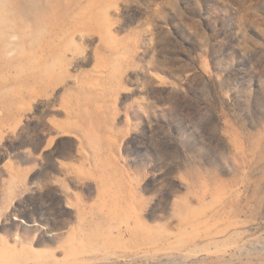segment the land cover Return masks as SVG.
I'll list each match as a JSON object with an SVG mask.
<instances>
[{
  "label": "rangeland",
  "instance_id": "374dc122",
  "mask_svg": "<svg viewBox=\"0 0 264 264\" xmlns=\"http://www.w3.org/2000/svg\"><path fill=\"white\" fill-rule=\"evenodd\" d=\"M0 264H264V0H0Z\"/></svg>",
  "mask_w": 264,
  "mask_h": 264
}]
</instances>
